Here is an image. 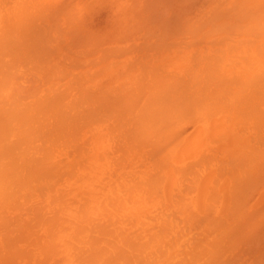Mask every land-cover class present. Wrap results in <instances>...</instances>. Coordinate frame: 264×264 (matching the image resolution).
Here are the masks:
<instances>
[{"label":"bare ground","instance_id":"1","mask_svg":"<svg viewBox=\"0 0 264 264\" xmlns=\"http://www.w3.org/2000/svg\"><path fill=\"white\" fill-rule=\"evenodd\" d=\"M229 142L264 146V0H0L1 264H254Z\"/></svg>","mask_w":264,"mask_h":264},{"label":"rangeland","instance_id":"2","mask_svg":"<svg viewBox=\"0 0 264 264\" xmlns=\"http://www.w3.org/2000/svg\"><path fill=\"white\" fill-rule=\"evenodd\" d=\"M247 144H248V143H247ZM227 145L229 146V148H232V150H233L234 148H237V147H238L236 144L229 142V144H223L220 148H216V152L218 151V154H219V152L222 151L221 153H223L224 155H226V154H225L226 151L229 152V150H230V149H228V146H227ZM245 145H246V144H245ZM258 145H260V144H258ZM258 145H257V146H258ZM231 146H233V147H231ZM241 146H242V145H241ZM239 147H240V146H239ZM243 147H244V149H245V146H243ZM243 147H242V149H243ZM246 147H247L246 149L248 150L247 152H249L251 149L255 152V148H256V150H259V148H261V145H260L259 147H256L255 144H254V145H251V146L248 144V145H246ZM253 148H254V149H253ZM257 148H258V149H257ZM262 148H264V146H262ZM262 148H261V150H260V151H261V152H260L261 154L263 153L262 151H264V149H262ZM223 149H224V150H223ZM239 149H241V147H240ZM242 149H241V151H238V152H235V151H234V152H235V153H239V152L241 153V152H242ZM225 150H226V151H225ZM234 150H235V149H234ZM252 150H251V151H252ZM223 151H224V152H223ZM230 151H231V150H230ZM236 151H237V150H236ZM253 151H252V153L254 154ZM234 152L232 153V151H231V154H235ZM244 152H245V150L243 151V154L241 153L243 156L241 155V156H239V158H241V157H242V158H245V157H246V155H247L248 153H245V154H244ZM256 152H257L258 155L260 154L258 151H256ZM256 152H255V153H256ZM221 153H220V154H221ZM240 153H239V154H240ZM252 153H251L252 158H254L257 154H256V155H253ZM229 154H230V153H229ZM229 154H227V155L230 156L231 154H230V155H229ZM239 154H238V155H239ZM261 154H260L259 156H258V155H257V156H258V157H261V156L263 157L264 155H261ZM248 155L251 156V155H250V152H249ZM248 155H247V158H248ZM234 156H236V154H235ZM234 156H232V158H233ZM257 156H256L255 158L258 159ZM236 157H238V156H236ZM249 158L251 159V157H249ZM236 159H237V158H236ZM237 160H238V163L241 164V162H239L240 159H237ZM251 160H252V159H251ZM247 161H249V160H244V159H243L242 162L244 163V162H247ZM221 162H222V161H221ZM249 162H250V161H249ZM249 162H247L249 165H247V163L245 164V165H247V167L250 166V163H249ZM252 162H253V163L255 162V163L257 164V165L255 164L256 166L254 165L256 168L259 167L260 170H263V169H264V168H261L262 164L258 166L257 161H252ZM252 162H251V164L253 165ZM222 163H223V162H222ZM226 163H227L228 165L230 164V165H231L230 168L232 169V166H233L232 163L235 165L237 162L234 163V160L232 161V159H230V157H229L228 160H226L225 163H224L225 166H226ZM243 163H242V164H243ZM240 164H238V165H239L240 167H242L243 165H240ZM230 165H229V166H230ZM252 165H251V167H252ZM214 166L216 167V165H214ZM214 166H213V168H215ZM217 166H218V164H217ZM236 166H237V165H236ZM236 166L234 167V170H235V168H238V169H237L238 171L236 170V172H239L240 169H239L238 166H237V167H236ZM223 167H224V166L222 165V168H223ZM251 167H250V168H251ZM263 167H264V166H263ZM216 168H217V167H216ZM216 168H215V170H216ZM219 168H220V165H219ZM219 168H218V169H219ZM225 168H226V167H225ZM227 168H228V167H227ZM259 168L256 169V172L259 171ZM243 169L245 170L244 166H243V168H242L241 170H243ZM251 169H252V168H251ZM253 169H254V168H253ZM221 170H222V173H223L224 170H223V169H221ZM225 170H226V169H225ZM246 170H247V169H246ZM247 171H248V170H247ZM254 171H255V170H254ZM224 172H225V171H224ZM233 172H234V171L232 170V173H233ZM262 172H263V171H260V172H258V173L262 174ZM216 173L218 174V171H216ZM220 173H221V172H220ZM222 173H221L220 175H222ZM228 173H231V172L228 171ZM232 173H231V174H232ZM241 173H242V172H241ZM263 173H264V172H263ZM223 174H224V173H223ZM229 175H230V174H229ZM262 175H263V174H262ZM214 176H215V177L213 178V180L216 179V178L218 179V178L220 177V182H219V179H218V180L216 179L219 183L216 182V184H215V181H214V183H213V180H212V179H210V180H206V182H205V181H203V182H205V183L209 182L211 185H213V187H212L213 190L215 189L216 191H219V190H221V191H225V190L229 189V188H228V185H227V187H226L225 183H223L225 180H227V179L230 178V176H229V178L227 177V176H228L227 173H225L224 175H222V177H221V176L218 177L216 174H215ZM226 177H227V178H226ZM211 181H212V183H211ZM225 182H227V184H228V183H229V180H227V181H225ZM205 183H204V184H205ZM204 184L200 183V185H204ZM214 184H215V187H214ZM220 184L222 185V186H220L221 188H220V189H217V188H219V185H220ZM230 187H231V185H230ZM225 188H226V189H225ZM173 216H174V215H173ZM175 216H178V217L176 218V219L178 220V218H179V214H178V215H175ZM177 235H178V234H177ZM177 235H176V236H177ZM178 236H179V235H178ZM178 236H177V237H178ZM48 243H49V242H48ZM45 244H47V243L45 242ZM49 244H51V245H49ZM49 244L45 245L46 247L43 245L44 248H45V250H42V249H44V248H43V247L41 248L42 245H41L40 243H39V246H40L41 249H40V248H39V249L37 248V245H38V244H34V245L30 244L29 246H28V245H26V246H22V247H25L24 251H26L27 248H30V249H27L26 252H28V251H29V252H30V251H31V252H36V254H37V252H38V254H41V255H40V256L36 255L35 257H32V256H31V258H30V256H28L30 259H28V257H26V256L24 255L25 257H23V258L21 259V261H19L20 264H21L22 262H23L22 264H25V261H26L27 259H28V260H27L28 262H27L26 264H30V263H31V264H35V262H36V264H40V263H41L40 260H42L43 257L46 256L45 254H48V252H49L50 250H52V249H56L57 252H59V253L62 255V258H61L59 261L56 262V261L53 259V256H54L57 252H56V250H55V251L52 250V251H54V253H53L52 251H50V253H52V254L47 255L46 259H45V257H44V259L47 260V261L45 262L44 259L42 260L45 264H68L69 261L65 259V255H64V254H65V252H67L68 250H70V248L72 249V247H70L69 245L64 246V245H61V244H60V245H59V244H57V245H53V247H52V244H53V243H49ZM32 246H33V247H32ZM34 246H35L37 249L34 248ZM39 246H38V247H39ZM47 246H50L51 248H50V247H47ZM22 247H21V248H22ZM31 247H32V248H31ZM33 248H34V249H33ZM46 248H47V249H46ZM48 248H49V250H48ZM65 250H66V251H65ZM40 251H42V252H40ZM258 251H260V248H258L257 252H258ZM31 252H30V253H31ZM55 252H56V253H55ZM63 252H64V253H63ZM25 254H26V253H25ZM42 254H43V255H42ZM263 254H264V252H262V254H261L260 252L257 254L256 257H258V258H257L258 260H257L256 257H255V262H254V264H258V261H259L260 259H263V257H264ZM41 256H43V257H41ZM259 256H263V257H262V258H259ZM37 258H38L39 260H38ZM7 260H10V259H7ZM35 260H36V261H35ZM0 262H1V261H0ZM9 262H11V264H12V263H13V264H16L15 261L12 262V261L10 260ZM16 262H17V261H16ZM7 263H8V261H7ZM0 264H1V263H0ZM2 264H6V260H5V262H2ZM41 264H42V263H41Z\"/></svg>","mask_w":264,"mask_h":264}]
</instances>
